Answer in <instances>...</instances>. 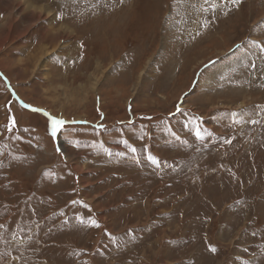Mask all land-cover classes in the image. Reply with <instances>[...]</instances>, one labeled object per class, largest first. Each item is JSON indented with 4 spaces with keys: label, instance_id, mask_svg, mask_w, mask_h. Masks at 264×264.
I'll return each mask as SVG.
<instances>
[{
    "label": "rangeland",
    "instance_id": "1",
    "mask_svg": "<svg viewBox=\"0 0 264 264\" xmlns=\"http://www.w3.org/2000/svg\"><path fill=\"white\" fill-rule=\"evenodd\" d=\"M27 3L51 14L0 10V264H264V0Z\"/></svg>",
    "mask_w": 264,
    "mask_h": 264
},
{
    "label": "bare ground",
    "instance_id": "2",
    "mask_svg": "<svg viewBox=\"0 0 264 264\" xmlns=\"http://www.w3.org/2000/svg\"><path fill=\"white\" fill-rule=\"evenodd\" d=\"M4 1L5 0H0V10L3 12H7V16H9L10 15V17H11V19H13V20H15L14 19V16H15V14H14V10H18L19 9V7L21 6V4H27V8H31V9H33V10H35V11H37V13L36 14H34V15H32V16H29L30 17V20L29 21H31V22H35V21H38V22H41L40 21V19L42 18V14L41 13H46V15H50L51 13L49 12V10L48 9H45V8H43V7H34L33 5H31V4H28L27 3V0H8V3H6V4H4ZM204 1L205 0H200V3L203 5V6H205V4H204ZM23 2V3H22ZM7 9V10H6ZM0 11V12H1ZM34 13V12H33ZM53 14V13H52ZM37 22V23H38ZM39 24V23H38ZM43 24V23H42ZM29 26H31V25H29ZM32 27V26H31ZM8 30H9V36L10 35H13L14 33H16V32H18L17 30H18V26L16 27V24H13L12 22L10 23V27L8 26ZM41 31H42V34H44V38L46 39L47 38V35H49V28L47 29V28H44L43 26L41 27ZM69 32V29H68V27L67 26H61V29L57 32V33H54L53 34V36H55V37H57V38H66V37H64V34L66 35V33H68ZM72 32V31H71ZM2 30H0V47L4 44V39L2 38ZM25 33H29V30H25V31H22V33H20L21 34V36L23 35V34H25ZM60 39V40H61ZM59 40V39H58ZM46 44V43H45ZM47 46H48V44H47ZM37 50V49H36ZM44 52V51H43ZM50 53V52H49ZM45 55H46V53H44ZM48 54V53H47ZM48 56V55H47ZM17 63V62H16ZM19 63V62H18ZM205 64V63H204ZM3 65H4V63H3ZM8 67V66H7ZM41 67V66H40ZM0 68H3V70L5 69H7L6 67L4 68L3 66H0ZM199 69V68H198ZM194 72V74H195V70L193 71ZM193 74V75H194ZM14 78V77H13ZM65 149V148H64ZM65 153V152H64ZM112 158V157H111ZM79 169V171L81 170L80 168H78ZM82 171V170H81Z\"/></svg>",
    "mask_w": 264,
    "mask_h": 264
},
{
    "label": "snow or ice",
    "instance_id": "3",
    "mask_svg": "<svg viewBox=\"0 0 264 264\" xmlns=\"http://www.w3.org/2000/svg\"><path fill=\"white\" fill-rule=\"evenodd\" d=\"M233 2L234 3H238L239 0H233ZM34 111H39V110L38 109H34ZM63 123H64V121H62V120H57V119H53L52 120V125H53V127H52V134L53 135L56 134V132L59 130V127L62 126ZM150 159H152V158L150 157ZM153 163H155V160L154 159H153ZM212 250L215 251V249H212Z\"/></svg>",
    "mask_w": 264,
    "mask_h": 264
}]
</instances>
